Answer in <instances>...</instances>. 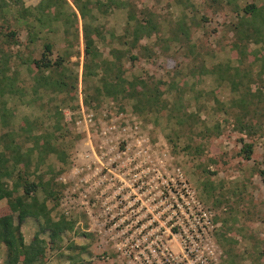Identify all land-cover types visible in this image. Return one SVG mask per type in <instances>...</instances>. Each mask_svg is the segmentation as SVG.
Listing matches in <instances>:
<instances>
[{"label": "rangeland", "instance_id": "rangeland-1", "mask_svg": "<svg viewBox=\"0 0 264 264\" xmlns=\"http://www.w3.org/2000/svg\"><path fill=\"white\" fill-rule=\"evenodd\" d=\"M39 1L22 0L28 8ZM66 2L68 7L63 11L74 10L70 1ZM81 2L88 3L94 17L91 25L100 27L102 40L97 49L103 59H110L109 51L120 48L118 40L131 25L126 10L118 8L116 2H127L134 7L131 11H147L155 18L159 33L138 41L131 50L137 61L131 64L121 59V77L160 81L159 93L168 107L180 116L194 113L198 122L192 130L182 126L185 130L181 131L167 111L137 116L130 109L132 102L120 98H102L98 106H85V93L97 83L95 79L85 85L80 82V19L77 44L72 41L73 28L69 27L65 36L59 23L46 34L53 45L51 60L68 44L78 53L65 63L68 72L76 75L72 99L64 96L67 103L63 107L61 96H52V102L46 96L35 99L29 89L27 66L17 60L26 59L29 52L33 58L39 57L43 41H28L26 28L34 25L38 29V25L33 18L19 19L12 6L3 8L0 31L15 34L18 44L6 50L13 56L11 71L17 70V89L23 92L20 97L10 92L0 98L4 103L0 105V134L11 131L19 135L15 142H24L26 133L38 138L41 129H46L55 134L52 145L65 153V164L47 154L38 172L30 177L48 179L60 169L54 176V182L61 186L58 201L55 207L48 202L46 206L52 220L62 217L73 225L60 234L55 248L46 249L43 264H227L225 250L230 255L229 264H264V184L258 174L264 171V102L258 111L240 117L242 123L249 122L255 128L253 133L239 131L240 122L228 103L240 97L210 72L213 67L228 68L230 75L235 69L247 71L253 81L244 82L247 89L250 93L257 89L264 96V74L258 77L264 66V43H245V56L239 57L227 29L236 17L225 0L220 5L212 0ZM96 3L107 5L106 10L97 12ZM251 3L264 0H237L236 6L241 9ZM180 19L189 27L188 41H170V31ZM42 35L45 31L38 37ZM200 65L208 72L191 76L189 71ZM239 91L243 93L245 88L239 85ZM180 92L183 108L175 102ZM52 106H61L62 114L59 128L54 130V121L47 119ZM258 129L260 132H255ZM214 131H218L217 136H213ZM240 140L252 145L248 161L237 155ZM30 147L28 141L21 151ZM35 157L36 152L31 159ZM4 205L0 202L1 208ZM197 208L209 215L212 225L205 237L196 225L200 223L196 221L200 216ZM20 231L25 243L36 233L38 239L48 242L47 235L39 233L38 222L31 219L21 224Z\"/></svg>", "mask_w": 264, "mask_h": 264}, {"label": "trees", "instance_id": "trees-1", "mask_svg": "<svg viewBox=\"0 0 264 264\" xmlns=\"http://www.w3.org/2000/svg\"><path fill=\"white\" fill-rule=\"evenodd\" d=\"M74 10L64 12V7H68L66 0H40L34 7H24L22 0H0V18L3 20V8L12 6L15 8L19 19L33 18L38 25V29H34V25L27 26V40L35 42L42 40V50L38 58H33L31 52L27 58H18L20 65L26 64L27 72L29 71L30 86L29 89L35 99H40L46 96L48 101L52 102V96H61L59 104L63 107L67 103L64 96L70 97L71 93L75 92L76 75L69 73L65 63H68L70 57L78 55L68 44L67 48L51 60V52L53 45L48 40L46 34L53 32L55 23H59L63 28L65 36H68L66 31L69 27L73 28L75 36L72 37L73 44H77L78 39V21L80 24V35L82 43V63L80 82L85 85L89 80L95 79L96 85L89 87V91L85 93L84 88V103L85 106H98L100 99L109 98L122 101H131V111L137 116L146 114H155L162 110L167 111L168 118H174L175 123L179 125L178 130H192L193 126L198 122V118L193 113L177 115L172 111L166 102L161 99L159 93L160 81H154L152 78H134L127 80L122 78L121 59L125 58L129 63L137 61V56L131 54V50L137 46L138 41L142 37H147L151 34L159 33V24L154 17H151L147 11H131L133 6L127 2H116L118 8H123L127 13V22H131L130 26H126L124 36L118 40L119 49L109 51L110 59L101 58L98 53L97 43L102 40L100 27L92 26L94 17L87 8V2L81 0H69ZM110 2V0H108ZM181 2L182 0H177ZM217 5H220L223 0H212ZM253 2L256 0H252ZM262 1V0H261ZM237 0H225V3L230 5L235 14V21L227 27L232 33L234 48L241 58L244 55V44L247 42L264 43V3L246 4L239 9L236 6ZM96 11L103 13L107 5L96 3L94 6ZM132 7V8H131ZM104 10V11H103ZM135 13L137 15H135ZM51 26V27H50ZM45 31V35H38ZM189 27L184 19L178 20L173 29L170 31V41H188ZM123 38H127L125 40ZM29 42V43H30ZM71 43V41H70ZM165 43V41H163ZM13 31H0V98L10 92H15L19 97L23 90L17 89V70L11 71L10 62L13 58L11 52L6 50L10 45H17ZM236 44V45H235ZM144 50V49H143ZM142 50V52H143ZM31 51V50H30ZM77 63H75L76 65ZM196 72L206 73V70L201 65L191 69L189 74L193 76ZM211 73L217 75L219 82H226L232 92L237 93L240 98L232 99L228 103L229 110L233 109L235 120L240 122L239 131H244L251 135L253 127L250 123H242L240 117L247 115L249 112L258 111V105L264 102V96L259 90L250 93L247 89V84L253 82L249 79L247 71L238 72L230 75L228 68L221 69L213 67ZM198 73V74H199ZM264 74V66L261 67L258 77ZM260 78V77H259ZM239 85L245 88L242 93L239 91ZM180 92L177 106L183 108L180 104L182 97ZM0 99V105H4ZM72 98L70 97V100ZM61 106L49 107L52 110L47 114V119L51 118L54 121L53 130L58 127L57 122L62 118ZM217 108V106H216ZM218 109V108H217ZM174 113V114H173ZM245 120V119H244ZM202 124V123H201ZM31 126V130H33ZM253 129V130H252ZM52 130V127L49 128ZM48 130V131H49ZM186 130V131H187ZM217 130V129H216ZM208 132L204 129V133ZM255 132H260V129ZM262 132V131H261ZM25 133V132H24ZM22 134V132H21ZM20 134V136H21ZM23 135V134H22ZM218 131L213 132V136H217ZM17 136L11 131L0 134V202L4 201L3 208L0 207V264H43L46 249L52 250L60 242V234L64 231H70L72 224L65 221L62 217L57 220L50 218L49 209L46 203H53L56 206L59 195V185L54 182L55 174L48 179L42 176L33 177L47 158V154H53L59 162L65 164V153L60 147L52 145L56 139L52 131L47 132L46 129H41L40 137L30 136L28 133L23 135L24 142H15ZM176 137V134H174ZM31 144L30 148L21 151L27 142ZM40 140L41 144L37 141ZM237 155L245 161L250 159L252 152L251 143H246L242 140ZM36 152V157L33 161L32 154ZM50 169L47 167V170ZM259 177L264 184V171H258ZM7 182H10L9 184ZM41 195L39 199L38 195ZM31 219L38 222V230L40 234H46L48 242L38 239L36 233L28 243L24 242L20 231L21 224L26 220ZM224 239V238H221ZM223 242H227L226 239ZM71 246V245H69ZM71 248V247H69ZM227 264L230 263V255L225 250ZM260 256V255H258ZM69 261H73L68 257Z\"/></svg>", "mask_w": 264, "mask_h": 264}, {"label": "built area", "instance_id": "built-area-1", "mask_svg": "<svg viewBox=\"0 0 264 264\" xmlns=\"http://www.w3.org/2000/svg\"><path fill=\"white\" fill-rule=\"evenodd\" d=\"M86 117L89 118L90 115ZM197 212L200 213V216L198 217L196 221H199L200 223H197L196 225L198 226V229L200 230V236L205 237L207 235V232L212 229V225L210 224V218L208 217L209 215L201 212V208H197ZM210 255H212V253H210Z\"/></svg>", "mask_w": 264, "mask_h": 264}]
</instances>
